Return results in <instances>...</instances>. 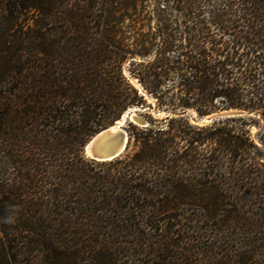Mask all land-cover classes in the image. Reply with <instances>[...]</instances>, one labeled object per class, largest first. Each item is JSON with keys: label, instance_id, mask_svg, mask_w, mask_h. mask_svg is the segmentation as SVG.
Here are the masks:
<instances>
[{"label": "trees", "instance_id": "obj_1", "mask_svg": "<svg viewBox=\"0 0 264 264\" xmlns=\"http://www.w3.org/2000/svg\"><path fill=\"white\" fill-rule=\"evenodd\" d=\"M0 233V264H264V0H0Z\"/></svg>", "mask_w": 264, "mask_h": 264}, {"label": "water", "instance_id": "obj_2", "mask_svg": "<svg viewBox=\"0 0 264 264\" xmlns=\"http://www.w3.org/2000/svg\"><path fill=\"white\" fill-rule=\"evenodd\" d=\"M136 110L137 108L128 110L121 119L92 135L83 145L84 156L95 161H110L121 157L129 146L128 134L124 127L127 119L137 121L144 126L147 125L143 118L136 115ZM190 112L192 120L201 122H211L218 118L248 114L247 111L241 109H226L201 118L190 109L181 110L178 113L184 115Z\"/></svg>", "mask_w": 264, "mask_h": 264}, {"label": "rangeland", "instance_id": "obj_3", "mask_svg": "<svg viewBox=\"0 0 264 264\" xmlns=\"http://www.w3.org/2000/svg\"><path fill=\"white\" fill-rule=\"evenodd\" d=\"M132 82H133V84L137 87V88H139V89H141V86H140V84L136 81V80H132ZM147 98H148V102H152L153 104L155 103L154 102V99H152L151 97H149V96H147ZM134 108H137V107H134ZM130 109H133V108H130ZM129 109V110H130ZM137 110H139V108H137ZM137 110L135 111V113H136V115L138 114L139 116L138 117H141V118H143L146 122H147V120H146V118L144 117V116H142V115H140L138 112H137ZM151 114L154 116V117H156V118H161V117H163L165 114H167V115H169V114H171V115H179V113L178 112H180V111H177V112H174V111H160V110H154V109H152L151 111ZM217 112H219V111H217ZM126 114V113H125ZM124 114V115H125ZM182 115V114H181ZM184 115H189V117H191V112L189 113V114H184ZM199 117V116H198ZM204 117V116H203ZM201 118V117H200ZM224 118H226V117H224ZM191 119V118H190ZM218 119H223V118H218ZM218 119H215V120H218ZM130 120V119H129ZM134 121V120H133ZM191 121L193 122V123H197V124H200V125H204V124H209V123H211V122H213V121H211V122H201V121H194V120H192L191 119ZM135 123H138L139 125H142V124H140L139 122H137V121H134ZM148 123V122H147ZM142 126H144V125H142ZM125 130H126V123H125ZM258 129H257V127H255V126H252V128H251V131H252V133L254 134L256 131H257ZM132 148V145H129L128 146V149H127V151L125 152V153H127L130 149ZM124 153V154H125ZM123 154V155H124ZM122 155V156H123ZM0 236H1V233H0Z\"/></svg>", "mask_w": 264, "mask_h": 264}]
</instances>
